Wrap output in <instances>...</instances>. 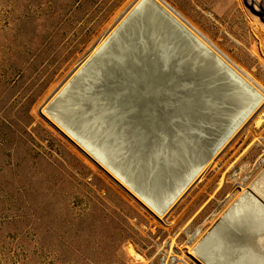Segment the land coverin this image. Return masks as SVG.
<instances>
[{"label": "rangeland", "instance_id": "rangeland-1", "mask_svg": "<svg viewBox=\"0 0 264 264\" xmlns=\"http://www.w3.org/2000/svg\"><path fill=\"white\" fill-rule=\"evenodd\" d=\"M133 1L0 0V264H264V221L244 214L246 191L264 204V99L151 6L44 114L165 212L39 114ZM163 1L264 95V13L249 0Z\"/></svg>", "mask_w": 264, "mask_h": 264}, {"label": "bare ground", "instance_id": "bare-ground-1", "mask_svg": "<svg viewBox=\"0 0 264 264\" xmlns=\"http://www.w3.org/2000/svg\"><path fill=\"white\" fill-rule=\"evenodd\" d=\"M250 3H252L254 5V7L256 9H258L260 12L264 13V0H249ZM151 6L153 9H155V11H157L159 14H161L162 16H164L170 23L171 25L177 29L184 37L187 38V40H189V42L191 41V43L193 42L195 45L199 46L200 48H202V51H206V53L210 54L213 57V60H216L219 63V67L220 64L224 66V69H226V71H228L232 76V78H234L236 81H238L240 83V85L244 88V90L246 91V93L252 95L253 97H255L257 99V102H261L262 99H264V95L261 93V91L257 88V86L255 87L249 79H247V77L245 75H243V73H241L235 66H233V64H231L228 60H226L223 56H221L219 53L216 52L215 49H213L206 41H204L198 34H196L192 28L190 27L189 24H187L181 17H179L174 11H172L169 7H167V5L162 4L159 0H135L133 1V3L130 5V8L126 11V12L120 16V18L117 21V25H114L111 29H108V31L105 33V35L99 40V42L97 43V45H95L93 47V49L91 50V52L89 54H86L82 60L78 63L77 67L74 69V71H72L70 73V75L68 76L66 82L61 86V88L55 93V95H53L51 97V99H49L46 103L45 106L42 107V112L43 113H47L49 106L51 104V102L61 93L63 92L64 88L69 85V82L82 70L83 67H85V64L91 60L92 57H94L96 55V53L98 51H101L100 49L103 47V45H105V43L107 42V40L118 30V28L125 23L126 20H128L133 14L136 16V12H138L139 10H141L144 6ZM169 8V9H168ZM116 24V23H115ZM110 40V39H109ZM205 53V54H206ZM209 56V55H208ZM210 56V57H211ZM211 57V58H212ZM88 64V63H87ZM229 76V75H228ZM229 76V77H230ZM228 77V78H229ZM254 100V99H253ZM263 101V100H262ZM254 103V102H253ZM255 104L257 105V103L255 102ZM259 104V103H258ZM262 104V103H261ZM112 106V105H111ZM261 106V105H260ZM259 107V106H258ZM112 108V107H111ZM255 108V106H254ZM253 108V109H254ZM257 108V107H256ZM253 109L249 112V115L251 114V112L253 111ZM223 111V110H222ZM222 113V112H221ZM246 118V117H245ZM244 118V119H245ZM217 119V118H216ZM247 120V119H246ZM217 121V120H215ZM240 122V121H239ZM112 125V124H111ZM239 125V124H238ZM236 125L235 127H233L231 130H229L220 140V142L217 144L215 151L213 153H215L219 148H222L221 146L226 143V141L228 139H230L229 137H231V135L233 134V132L235 131V129L237 128ZM63 127V126H62ZM63 129L65 130V132L74 140L76 141L77 144H80L81 146H84L86 149H88V151H90L91 149L88 148V146H86L85 144L82 143L81 140H79L76 136H74L73 133H71L67 128L63 127ZM236 133V132H235ZM214 150V149H213ZM212 150V151H213ZM86 151V150H85ZM91 152V151H90ZM88 153V152H87ZM89 154V153H88ZM90 155V154H89ZM96 158L98 159V161L101 164H105L104 160L101 159V157L98 156V154H95ZM208 155V154H207ZM209 156V155H208ZM210 157H212L210 155ZM214 157V156H213ZM210 159V158H209ZM208 159V160H209ZM204 162V161H203ZM202 164V162L200 163V165ZM208 164V163H207ZM205 164V165H207ZM106 165V164H105ZM107 166V165H106ZM208 166V165H207ZM204 167V165H201L200 167L198 166V168L196 169V171L188 178V180L186 181V184H184V186L182 187V189H180V191L173 197V199L170 201L172 202L174 199L176 200V197L182 192L185 191L186 187L193 181L194 177L196 174L199 173L200 170H203L202 168ZM114 172V171H113ZM201 173V172H200ZM199 175V174H198ZM197 176V175H196ZM197 178V177H196ZM195 178V179H196ZM121 179V178H120ZM123 181V180H122ZM190 186V185H189ZM184 190V191H183ZM256 190V189H255ZM175 194V193H174ZM173 194V195H174ZM183 194V193H182ZM172 195V196H173ZM179 195V196H180ZM142 197V196H141ZM245 197H247L248 201H249V205L246 208V211H244L245 215L248 217L250 216L252 220H254V218L258 217L260 219V221H264V204L261 202V200H259V198L249 192L246 191L245 192ZM244 197V198H245ZM142 202H145L146 205H148L149 207H151L152 209L156 210L159 214H162L163 212H165V208L162 210L161 209V205L160 207L155 208L154 206H152L148 201H146L144 198ZM168 198L165 200L167 201ZM247 201V200H246ZM152 202V201H151ZM169 202V204H170ZM176 201H174L173 203H175ZM155 203V202H153ZM168 203V202H167ZM165 205H167L166 203H164ZM163 204V206L165 207V205ZM168 204V205H169ZM172 204V203H171ZM171 207V205L169 206ZM167 208V207H166ZM237 209V208H235ZM168 210V209H166ZM240 211V209H239ZM167 212V211H166ZM242 213V212H241ZM238 212V214H241ZM237 215V214H236ZM235 215V216H236ZM235 218V217H234ZM246 218V217H245ZM235 220V219H234ZM247 220V219H245ZM258 220V219H257ZM255 221V220H254ZM247 223V222H246ZM251 224V223H249ZM257 225V224H256ZM264 225V224H263ZM258 226V225H257ZM256 226V227H257ZM228 232V231H227ZM225 233V232H224ZM223 233V234H224ZM227 234V233H226ZM240 234V233H239ZM259 234V233H258ZM225 235V234H224ZM229 235V234H228ZM255 236V235H254ZM263 236V235H262ZM229 237V236H228ZM227 237V238H228ZM226 238V237H225ZM251 239V238H250ZM231 241V240H230ZM231 245V244H230ZM263 245V244H262ZM226 246V245H225ZM258 255V254H257ZM209 260V259H208ZM245 260V259H244ZM251 260V259H250ZM247 261V260H246ZM244 262V261H243ZM251 262V261H250ZM257 262V261H256ZM258 263V262H257ZM174 264H184L181 261H175ZM247 264V263H246Z\"/></svg>", "mask_w": 264, "mask_h": 264}, {"label": "water", "instance_id": "water-1", "mask_svg": "<svg viewBox=\"0 0 264 264\" xmlns=\"http://www.w3.org/2000/svg\"><path fill=\"white\" fill-rule=\"evenodd\" d=\"M163 4H166L168 6V4L163 1L160 0ZM172 11L175 12V10L173 8H171V6H168ZM177 13V12H176ZM178 14V13H177ZM206 41L207 39L205 37H203ZM209 44V43H208ZM96 45V44H95ZM94 45V46H95ZM93 46V47H94ZM211 46V45H210ZM93 47L89 50V52H87V54H89L91 52V50L93 49ZM214 48V47H213ZM216 50L217 53H219L221 56H223L225 58V56L217 49L214 48ZM226 59V58H225ZM227 60V59H226ZM237 67V66H236ZM238 68V67H237ZM241 71V70H240ZM247 78H249V76H247V74L243 71H241ZM250 79V78H249ZM58 90V89H57ZM56 93V91H55ZM53 93V95L55 94ZM39 114L52 126L54 127L60 134H62L67 140H69L75 147H77L84 155H86L93 163H95L99 168H101L107 175H109L120 187H122L130 196H132L133 198H135L136 200H138L143 207H145L147 210H149L151 212V210L145 205L143 204L138 198L137 196L129 189L127 188L121 181H119L116 177H114L103 165H101L97 160H95L91 155H89L79 144H77L65 131H63V129H61L57 124H55L49 117H47V115H45L42 112V107L39 109ZM153 213V212H152ZM175 261H177L174 258ZM182 263H184L183 261H181Z\"/></svg>", "mask_w": 264, "mask_h": 264}]
</instances>
